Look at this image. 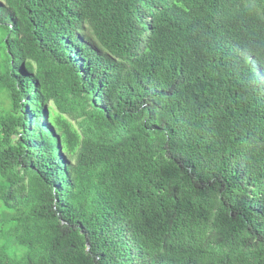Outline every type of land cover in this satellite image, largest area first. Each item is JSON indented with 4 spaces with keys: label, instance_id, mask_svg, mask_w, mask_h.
Returning <instances> with one entry per match:
<instances>
[{
    "label": "trees",
    "instance_id": "obj_1",
    "mask_svg": "<svg viewBox=\"0 0 264 264\" xmlns=\"http://www.w3.org/2000/svg\"><path fill=\"white\" fill-rule=\"evenodd\" d=\"M0 264H264V0H0Z\"/></svg>",
    "mask_w": 264,
    "mask_h": 264
}]
</instances>
